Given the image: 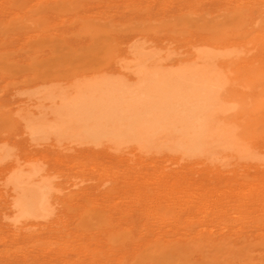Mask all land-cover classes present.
Instances as JSON below:
<instances>
[{
    "label": "rangeland",
    "instance_id": "obj_1",
    "mask_svg": "<svg viewBox=\"0 0 264 264\" xmlns=\"http://www.w3.org/2000/svg\"><path fill=\"white\" fill-rule=\"evenodd\" d=\"M234 1L237 2L238 0H0V140L6 141L2 142L6 143V149L12 154L10 156L11 160L21 159V161H23V158L31 154L33 157L39 158L42 166H44L45 169L48 168L53 173L51 174L55 175L54 181L56 184L59 183V186L57 185V189L60 190V192L58 191L59 193L56 192V194H59L60 200H55L58 204H56L57 206L55 205L56 212L53 215V219L50 224L47 225V227L31 226L27 228L28 230L26 228L24 229L26 232H22L24 230H20L19 228H13V230L5 225L6 222L9 223V220L5 218L3 213L2 216V207L0 204V264H125L126 262L122 253L125 244L124 241H126L128 235L132 234V232L134 236L138 237L137 235L139 234H137V232L143 224H149L154 227L153 224L156 223V227L154 228L164 226V229L169 231L170 225L172 227L174 225L175 227L177 226L173 229L170 227L173 232H168L166 230L167 233L165 234H168L169 238L173 240L176 238L178 241L180 240V243L176 247L174 246L175 248L172 247L171 250H178L177 252L182 253V256L186 258V263L188 264H216L213 261V257H211L214 254L212 249L205 244H196L197 239L201 241L203 239L205 240V238L208 240L209 238L219 239L220 237L222 239L231 240L234 237L232 240H238L241 237L240 239L243 240H246V238L247 240L251 239L254 241L264 240V217L248 218L246 214H243V212H245V207L241 206L242 204L239 201V197H237L236 194L235 196L230 195L231 191H229L231 189H238V187L240 188L243 185L246 186L244 182H246L247 177L249 179L246 184L257 178L262 171L256 166H251L250 168V165H244L243 163H237L236 161L235 163H237V165H235L233 161L235 160L234 158H222L224 154H215V151L222 150L221 147L219 149L216 148L217 150L215 149L214 153L210 154H212L214 158H221L218 159V161H215L219 164L221 163L222 173L217 170L214 172V170L205 167L204 164H195L197 166L192 165L194 169L191 166H183L184 169H188L186 172L182 169L183 164L181 165L163 157L156 159H139L134 154L128 152L125 153L123 157L120 155L117 157V154H115L117 152L113 150H110L112 153L108 154L109 151L104 152V150L99 152H90L81 149H69L63 146L55 147L53 145H38L37 147L30 141L26 142L29 144V146H26L24 143L25 141H22L24 140L22 139V136L24 135H20L21 133L16 131L15 128L20 115L29 112L32 107V109H35V103L42 100L37 99L35 100V103H31L32 106H30L31 98L33 97L31 94L38 88L41 89L44 87H40V85L43 84L42 81L44 79H48V85H54L58 89H62L65 88L72 77L77 74L87 71L90 68H101L106 67L107 65L111 66L113 63L116 64V61L121 58L120 55H122V53L126 50V47H128V40L136 34L142 33L141 36H145L148 40L151 39V36L153 39V36L156 35L154 40L157 41V50L159 52L163 51V53L166 54V49H168L166 46L169 45L170 51L168 50V52L171 54H168V57L170 55L177 57L179 53L177 55L176 52H180V56L186 54L182 51L186 49L185 51L187 52V50L192 46L191 44L194 42L190 44L189 42L191 40L194 41V39L197 40L202 37L207 38L209 36H212L210 37L212 40V38L215 37L214 35H218V37H220L219 33L224 34L226 32L225 34H228L232 33V31H238L239 28H241V32H247L252 29V35L255 33L254 39L257 37L255 40L262 43V46L260 47L264 50V33H262V30H264V16L262 15L264 13H261L262 15L260 14V12L264 9V0H249V2L247 0H239L241 4H243L242 6H240L241 4L239 1L236 4ZM252 1H256L254 2L255 4L251 3ZM257 1L260 7L258 5L256 6ZM238 4L239 8L236 7ZM249 7H253V11L252 8ZM244 9L246 10L245 13L242 11ZM235 11L238 12L235 13ZM239 13H241L240 15L243 17H240ZM236 15H238L237 17L239 20H236L235 22L234 19H237ZM232 18L233 20H231ZM243 19L249 20L250 22L249 25L245 26L246 28H242L243 24L241 25V20ZM257 21L259 22L258 27L260 30L259 28L258 30L256 28ZM98 22L100 25H98ZM228 22H230L231 25L227 24ZM206 25L207 27L210 25V27L207 28L209 30L207 31L208 34L205 32ZM232 26L234 29L231 28ZM215 27L218 28L216 29ZM249 28L251 29L248 30ZM158 31L161 33H158ZM155 32L157 34H155ZM261 34L262 40L260 37ZM173 36L174 38H172ZM145 37L139 38L144 40L143 38ZM170 38L174 41H170ZM175 39L178 40L175 42ZM213 40H215V38H213ZM242 42H246L245 39ZM260 47H256L257 49L254 48L248 55V60L251 61V59H253L257 63L260 62L255 64L257 65L255 68H258L259 70L263 68L262 62L264 63V51H262ZM245 49H240V47L235 48V52L237 50V52L234 53L235 56L241 55V57H244L246 55ZM239 50H241V52H239ZM259 50H261V52ZM238 52L239 54L237 55ZM163 53L160 52V56H164ZM259 57L263 60L262 62ZM238 58H240V56ZM243 61L238 65H240V68L248 69V62L246 63L245 61V64ZM237 68V70L243 71V69H240L239 66ZM241 71H239V73ZM243 72L245 73V71ZM243 72L241 73L243 74ZM226 78L228 77L226 76ZM243 78H241L240 81H242ZM263 80L264 78L261 79L260 82L256 81L258 83V90H262L260 85L263 84ZM239 82L237 83L239 86L237 88L241 91L236 88L234 89L238 90L242 94L240 95L238 91H235V93H239L240 97H244L249 101H252V99L254 100L255 97L250 98L249 96H255L253 90H257V86H255L257 83H254L255 89L252 90L253 92L250 91L254 88V86L251 88V86L248 85L247 89H251L248 93H246L248 90L243 89L242 91L241 88L247 84L242 85V82L241 84H239ZM243 83H248V81H243ZM249 93L253 94L250 95ZM34 99H32V101H34ZM260 99H263L262 96ZM23 100H25V102H23ZM235 101L237 102V100ZM27 102L29 103V106H26ZM237 103V108L240 110L241 105L239 102ZM233 105L236 106L237 104L233 103ZM235 110L236 107L233 110V112L236 113ZM262 114L259 115L255 121H253L255 123L256 121L259 122L256 125L258 126V130L260 129V126L261 129L260 132L257 130V133H261V136L259 134H255L256 131L254 130L257 129L255 128V123H250L247 117H243L246 120L244 119L242 122L248 121L247 124H250V127L247 126L248 128H245V126H242L241 131L244 128L245 130L249 129L252 132L254 131L253 137L255 136L257 140H254L256 143L252 140L253 144H250L251 146L247 143L245 146H241L239 151H242V155L247 154L255 157V159L256 157L259 159L262 157L264 158V133H262L264 132V128H262L264 127V111ZM260 116L263 119L260 118ZM20 121H22L21 118ZM242 122L239 124H244ZM252 123L253 127L251 126ZM236 128H238L237 130L241 132L239 130L240 128L238 127V123ZM251 128L255 129L252 130ZM252 141L250 142L248 140L250 143H252ZM258 141L261 142L259 143ZM0 144L2 143L0 142ZM113 153L116 157L115 155L113 156ZM238 164L241 165L239 168L242 170L238 169ZM249 169H251V171ZM164 170H166V173H163ZM182 170L184 172H182ZM241 171H243L242 174ZM253 172H255L256 175ZM164 174H167V177ZM184 174L189 178L185 179L186 176ZM144 175H146V178H143ZM159 176H164L166 179L164 177L159 178ZM177 176L180 178L175 179L174 177ZM253 176H255V178H252ZM190 177L193 179L191 178V180ZM212 177L216 179L214 180ZM241 181L244 182L241 184ZM208 185L210 186L208 187ZM211 187H213V191ZM150 188L153 189V193L150 194V196L148 195L146 197L142 195L143 197H140L143 189L151 190ZM174 188L182 191L184 189H190L191 191H195L197 188L201 189L198 191L200 192L198 195L201 197L197 195V198L199 199L196 197L194 198L195 200H199L200 204H202L201 209H198V211L196 209L197 212L195 209H191V214H181L180 216V213H178L179 209L173 204V201L169 200L171 201L170 205L169 201L165 202L167 198L164 199L163 197L162 199L165 200V204L164 202L159 204L157 198H155V196H157L156 193L159 191L161 192L164 189L168 192ZM216 188L218 189L216 190ZM216 191L221 193L218 194ZM211 192L217 193L214 194V198L213 193ZM222 192L225 194L227 193V196L229 194L231 198L229 199V196L226 197V195L223 196L224 193ZM207 193L208 195H206ZM202 195L204 197H202ZM216 195L223 196L222 198L225 200H222L221 197H217ZM152 197L153 199L155 198L154 200L152 199L154 202L150 200ZM138 199L141 200V202ZM231 200H233L232 203ZM224 201L226 202L224 203ZM227 201L229 203H227ZM183 202H185L184 199L180 200V203L184 204L183 206H188V203ZM202 202L205 205L209 204L207 206L210 207H205ZM157 203L160 207H156ZM168 205L173 206L174 208L169 207ZM222 205L227 209L226 211L224 209L223 212L225 217L222 213H218V215L217 213L215 214L216 209L218 210V208H223ZM155 207L157 209L156 211ZM204 207L206 210H204ZM143 208L145 209V212L143 211ZM172 208L174 210H172ZM160 210H163L164 212H161ZM175 212L179 215L177 216ZM194 212H196V215H194ZM212 212L214 213L213 215ZM172 214L173 217L171 216ZM228 214H230V217ZM155 216H160V220H162L160 224L156 222L158 217L156 219ZM168 216L169 218H167ZM194 217L198 219L197 222L199 221V224L196 222ZM202 217H206V222H204L205 220ZM3 218L5 223L4 220L1 221ZM162 218L165 220L163 221ZM218 218H220V220H218ZM182 219L185 221L187 219L186 222H182L184 227L180 224V222L183 221ZM178 220L181 221L179 222ZM242 220L244 221V224H242ZM248 221L250 222L249 225ZM134 223L136 225H134ZM202 223L205 224V226L202 225ZM213 223H215V225ZM166 224L168 228L166 227ZM196 226L198 227L196 228ZM220 226H222V228H220ZM238 226L239 228H237ZM112 227L114 230H111ZM131 227L133 228L131 229ZM137 227L139 228L137 229ZM203 227L204 229L205 227H208L209 231L206 233ZM231 227L233 230L236 227L234 232L236 231L237 233H233V230L229 229ZM198 228H201V230ZM212 228L213 232L210 231ZM196 229L199 230L197 233ZM208 229L206 228V230ZM214 229H216L215 231L219 233L215 232ZM17 230H20V232H17ZM238 230H240V232ZM109 232H111V234H109ZM144 232L146 234L145 237H149L150 239H156V235H158L155 233L158 232V230L153 231L154 234L152 235H150V233L148 235L147 231ZM256 232L258 234L262 232V235H257ZM212 233L216 234L213 235ZM75 234L79 236L78 239ZM173 234L176 235V237ZM218 234L220 236H218ZM237 234H240L241 236L239 235V237ZM210 235H213V238ZM256 235L258 237H256ZM252 236L253 238H250ZM82 237H85L84 239L87 238V242L84 239H81ZM157 238L165 239L168 238V236L165 237L164 235L163 237V235H159ZM80 239L81 242H79ZM83 240L85 242H83ZM109 241L112 245L110 247ZM118 244L119 247H117ZM94 251H96V254ZM108 253L113 255L111 256L113 261L112 258H107V256H110ZM116 254L119 256L121 255L123 258L117 255L120 258L119 260ZM101 257L105 258L100 259ZM98 261L101 263H98Z\"/></svg>",
    "mask_w": 264,
    "mask_h": 264
},
{
    "label": "bare ground",
    "instance_id": "obj_2",
    "mask_svg": "<svg viewBox=\"0 0 264 264\" xmlns=\"http://www.w3.org/2000/svg\"><path fill=\"white\" fill-rule=\"evenodd\" d=\"M247 1L249 2V0ZM237 2H235V4ZM254 2L256 1H252L251 3H254ZM242 5L243 4H241L240 6ZM257 5H258V1H257L256 6ZM236 7L239 8V4L238 6L236 5ZM249 8H252V11H253V7H249ZM242 11L245 13L246 10L244 9ZM263 11L264 9L260 12V14L264 13ZM236 12L238 11H235V13ZM240 14L241 13H239V15ZM237 16L238 15H236V17ZM241 16L242 15H240V17ZM262 16H264V14ZM231 20H233V18ZM234 20L236 22V20H239V19L237 17V19L235 18ZM258 21L256 25L257 30L259 28ZM227 24H230V22H228ZM249 24H250L249 20H245V19L241 20V25L243 26L242 28H246L245 26ZM98 25H100L99 22H98ZM207 25L205 29L206 33L207 31H209L207 28L210 27V25L209 27H207ZM214 26H217V25H214ZM231 28H233V26ZM250 29L251 28H249L248 30ZM240 30L241 28H239V30L236 32L232 31V33H228V34H225L226 32L224 34H220L218 32L220 37H218V35L217 36L214 35L215 37L213 38H215V40H213V38L212 40L210 39V37L212 36H209L207 38L202 37L201 39H197V40L194 39V41L191 40L189 42L190 44L194 42L193 44H191L192 46L190 45L191 47L187 50V52L185 51L186 49L182 51L184 52V54L186 53L185 55L180 56L181 53L176 52V54L178 55L179 53V55L178 56L176 55L177 57L170 55L171 58L170 56L168 57V54H171L168 52L169 45L166 46L168 48L166 49L167 55L164 54L163 51H160L166 57L162 55L160 56V52L157 50L158 47H156L157 41L154 40L156 35L153 36V39L151 36V39L148 40L146 39L145 36H141L142 33L136 34L135 36L132 34L133 36L127 42L128 47H126V50L124 49L125 51L124 53H122L123 56L120 55L121 58L116 61V64L113 63L114 65L111 64V66L107 65L106 67H101V68H96V67L90 68L87 71L77 74L73 76L72 79L68 82V85L62 89H58L54 85H48L47 84L49 83L48 79H44L42 81L43 84L42 83H41L42 85L39 84L40 87L42 86L44 87L41 89L38 88L36 91H33V93L31 94V96L33 97L31 98L30 106H32L31 103L34 104L35 100L37 99H42L40 100L41 102L36 101L37 103H35V109H32L33 107L32 108L30 107L31 109L29 112H27L26 114H21L20 117L18 116L19 120H17V123H16V127H15L16 131L21 133L20 135L22 134L24 135L22 136V139H24L22 141L23 142L25 141L24 143L26 144V146L27 145L29 146V144H27L26 142L30 141V142H33V144L36 145L37 147L38 145H53L55 147L63 146L69 149L71 148L81 149V150H86L90 152H97V151L99 152L101 150H104V152L109 151L108 154L112 153L110 150H113L117 152V153L114 152L115 154H117V157L118 155L123 157L125 153L127 152L134 154L139 159L140 158L141 159H150V158L156 159V158L163 157L167 160L175 161L176 163H179L181 165L183 164L182 169L185 171L188 169L186 168L184 169L183 166H191L193 168L192 165L197 166L198 164H204L205 167H207L208 169L214 170V172L215 170L221 171V165H220L221 163L220 164L217 163L218 159H221V158H218V159L214 158L213 155L210 154V153H214V150L216 148L219 149L221 147L222 150L215 151V154L217 153H219V155L224 154L225 157L223 155L222 158H227V157H230L232 159L234 158L235 160L233 161L235 165H237V163H243L244 165H250V168L251 166L252 167L256 166L262 171L261 174L259 171L260 175L257 178L253 176L252 178H255V179H253L251 182L249 181L248 184H246L247 180L249 179L248 177L246 179V182L241 181V184L242 182H244L246 186L243 185L240 188L238 187V189L230 188L231 190L229 191H231L230 195L235 196L236 194V196L239 197L240 200L239 199L238 200L242 204L241 206L245 207L244 209L245 212H243V214H246L248 218L249 217H252V218L264 217V158L262 157L261 159H259L258 157H256L255 159V157H252L247 154L242 155L241 154L242 151L241 152L239 151V149H241L240 148L241 146H245L246 143L248 145L253 144V141L257 140L255 136L253 137L254 131H256L255 134H259L261 136V133H257L258 126L256 124L259 122L256 121L255 123L253 121H255L259 117V115H261L264 111V91H262L264 90L263 89L264 80L262 81L263 86L260 85L262 82L259 84L261 86L260 88H262V90L260 89L261 91L258 90L259 89L257 86L258 83L256 82V81L260 82L261 79L264 78V69H263L264 63L262 62L264 59L261 60V58L259 57L260 61L263 64L262 65L263 68L261 67L263 70L262 69L259 70L258 68H255L257 67V65H255L257 62L251 59L252 57L250 58L251 61L248 60L249 58L248 55H249V52L252 51L254 48L257 49L256 47L262 46V43L260 41L255 40L257 39V37L254 39L255 33H253L254 35H252L251 33L252 29L247 32H241ZM262 31H263L262 33H264V30ZM156 32L155 34H157ZM159 32L160 31H158V33ZM139 37H145L143 39L144 40L146 39L147 41L146 40L144 41L140 39ZM260 37L262 40V34ZM172 38H174V36ZM175 38H178V37H175ZM244 39L246 42H242L244 41ZM172 40L170 38V41ZM177 40L175 39V42ZM237 47H240V49L246 48L245 49L246 55L244 57H241V55H239L240 58H238L239 56H235L234 53H236L237 50L235 52L234 49ZM260 49L264 51L263 48L260 47ZM261 50L259 51L261 52ZM239 52H241V50H239ZM239 52L237 53V55L239 54ZM257 55L260 56L259 54ZM241 60L242 61L244 60L243 63H245V61L246 63L248 62L247 63L248 69L240 68V65L238 64L242 62ZM237 65L239 66L240 69H243L245 73L241 70H237L238 69ZM239 71L243 72V74L241 72L239 73ZM226 76L228 78H226ZM241 78H243L244 80L242 79V81H240ZM243 81H248V83H243ZM238 82L239 84H241L242 82V85L247 84L246 86H243L244 88L243 87L241 88L242 91L243 89L248 90L246 91V93H248L249 90L254 86V83L255 84L257 83L255 85L257 86L256 88L257 90L256 91L253 90L255 89V86H254V88H252L250 91V92L254 91L255 96L252 95L253 93L251 94L249 93L250 95H252V96H249L250 98L255 97L254 100L252 99V101H249L248 99L239 96V93H240L239 91L241 90L237 88L239 87L237 84ZM248 85L251 86L250 89L249 88L247 89ZM234 88L238 89L239 91ZM235 91L236 92L238 91L239 93L236 94ZM241 94L242 93H240V95ZM261 96L263 99H260ZM32 99H34V101H32ZM235 100H237V102L240 103L241 105L240 110L237 108L238 103ZM23 102H25V100H23ZM233 103L237 105L234 106ZM26 106H29L28 102ZM235 107H236V110H235L236 113L233 112ZM243 117H247L250 123L251 122L255 123L256 125L255 128L257 129L254 130L253 132L249 129L245 130V128L250 127L249 126L250 124H247L248 121L242 122L245 119ZM20 118L22 121H20ZM260 118L262 117L260 116ZM241 122L244 124L240 125L239 123ZM237 123H238V127L240 128L239 129L240 131L242 129V126L243 127L245 126V128L241 132H239L237 130L238 128H236ZM253 123L251 124V126L253 125ZM255 128H251V129L253 130ZM260 129H261V126H260ZM260 129L258 130L259 132H260ZM248 140L250 142L252 140L253 141L252 143H250L248 142ZM2 141L6 142L4 140ZM2 141L0 140V142L2 143L0 144V198H1L0 204L2 207L1 214L2 213L4 214L5 218L9 220V223L7 222L5 223L4 218L1 219V221L4 220L5 225L10 229L19 228L20 230L22 229L24 230L25 228L27 229L28 227H31V226L32 227L33 226H37V227L46 226L47 227V225H49L50 222L52 221L53 215L56 212L55 207L57 206L56 204H58V202H56L57 201L56 199L60 198L58 194L60 190L57 189V185L59 186V183L56 184L54 181L55 175H52L53 173L48 168L45 169L44 166H42L40 159L33 157L32 154L23 158V161H21V159L11 160L10 156L12 154L10 153L9 150L6 149L7 148L6 143H3ZM254 142L256 143V141ZM114 153H113V156L115 155ZM235 161L237 163H235ZM239 166L241 165L238 164V169L242 170L239 168ZM183 170L182 172H184ZM249 170L251 171V169ZM165 171L166 170H164L163 173ZM242 172L243 171H241V174ZM253 173L256 175L255 172ZM165 176L167 177V174ZM179 176L174 177V178L179 179L181 177ZM160 177L162 178L164 176H159V178ZM143 178H146V175H144ZM188 178L189 177L186 176L185 179H188ZM191 178L192 177H190V179ZM212 179L214 178L212 177ZM164 181H167V180H164ZM222 184H223V181H222ZM75 185H78V184H75ZM209 186L210 185H208V187ZM213 187H216V186H213ZM213 187H211L212 191H213ZM217 189L218 188H216V190ZM152 190L153 189L151 190L143 189L141 191L140 197L142 195L146 197L148 195L150 196V194L153 193ZM199 190L201 189L197 188L195 191H191L190 189H184L182 191V190H178L174 188L171 191L167 192L164 189L161 192L160 191L157 192L156 193L157 196H155V198H157V201L159 202V204L165 201L162 199L163 197L164 199L167 198L165 202L169 200L173 201V204L178 207L179 209L178 213H180V216H181V214H187V213L192 212L191 209H195V211L196 209L197 211L198 209L199 210L201 209L202 204H200V201L197 200L199 199L197 198L198 196L201 197L200 195H198L200 194V192H198ZM56 192L58 193L56 194ZM211 193H213V198H214V194H217L218 192L217 193L211 192ZM203 195L202 197H204ZM206 195H208V193ZM225 195L226 197L229 196V199L231 198L229 194L227 196V193L226 194L224 193L223 196ZM216 196L218 197L219 195H216ZM223 196H219V197L222 198ZM195 197L197 198L196 200L194 199ZM152 199L153 197L150 198V200L154 202L153 201L154 199L153 200ZM183 199L186 203H188V206H183L184 204H181L182 202L180 203V200H183ZM222 200H225V199L222 198ZM139 201L141 202V200ZM171 201H169V204L171 203ZM232 201L233 200H231V203ZM225 202L226 201H224V203ZM227 203L229 202L227 201ZM159 204L157 203V206L156 205L155 206L158 207ZM207 205L209 204H206L205 207ZM223 205H222L223 208H218V210L216 209L215 214L216 213L217 215L218 213L223 214L224 209L225 211L227 210L226 208H224L225 205L224 206ZM156 207H155V211L157 210ZM169 207H173V206H169ZM205 207H204V210H206ZM208 207L210 206H207V208ZM173 208L172 210H174ZM143 211L145 212V209ZM196 212H194V215H196L195 214ZM178 213L175 212L177 216L179 215ZM166 214L169 215L168 213ZM213 214L214 213L212 212V215ZM228 215L230 217V214ZM171 216L173 217V214ZM155 217L157 219L158 216H155ZM195 217L194 219L197 222L198 219H196ZM167 218H169V216ZM202 218H204L205 220L206 217H202ZM162 219L163 221L165 220L164 218ZM157 220L156 222H158L159 224L162 222V220H160V216L158 217ZM182 220L183 221L180 220L181 222L178 220L180 224H182V222L185 221L184 219ZM218 220H220V218H218ZM249 221H248V225L250 223ZM204 222H206V220ZM197 223L199 224V221ZM155 224H153L154 227H156ZM213 224L215 225V223ZM242 224H244V221ZM134 225L136 224L134 223ZM144 225L145 224H143L142 226L144 228L137 227V229L138 228L140 229L139 231L137 230L139 232V233L137 232V234H139L137 235L138 237L134 236L132 232V234L128 235L126 241H124L125 244H124V249L122 253L124 255L123 256L124 260L126 262L125 264H188L186 263L187 262L186 258L182 256V253L177 252L178 250L177 251L171 250L172 247L174 246L176 247L180 243L179 242L180 240L178 241L177 238L174 240L169 238V235L165 234L167 233L166 232L167 229L165 230L164 229L165 227L163 225H162L163 227H158V228H154L152 227V225L150 226L149 224H146L145 226ZM183 225L184 224H182V226ZM202 225L205 226V224L203 223ZM166 227L168 228L167 224H166ZM170 227L173 229V228H176L177 226L175 227L174 225L172 227L170 225ZM170 227H169L170 231L173 232ZM197 227L198 226H196V228ZM208 227H205V229L203 227L206 233L207 231H209ZM250 227H251V224H250ZM132 228L133 227H131V229ZM186 228H185V231H186ZM206 228L208 230H206ZM220 228H222V226H220ZM237 228H239V226ZM112 229L113 227L111 228V230ZM198 229L201 230V228H198ZM198 229H196L197 230L196 233L199 231ZM229 229L233 230L232 227ZM20 230L19 231L17 230V232H20ZM156 230H158V232H155L156 234H158L156 235L157 237L159 235L160 236L163 235L164 237L165 235V237L168 236V238L160 239L156 237V239L154 238L150 239L149 237L148 238L145 237L146 234L144 231H147L148 233L147 232L146 233L148 235L149 233L150 235H152L154 234L153 231H156ZM212 230L213 228L210 231L213 232ZM215 230L216 229H214V231ZM234 230H233V233H237L236 231L234 232ZM167 231L170 232L169 230ZM238 231L240 232V230ZM17 232H16V236H17ZM22 232H26V231L24 230ZM111 232H109V234H111ZM228 232H232V231H228ZM177 234L179 235L178 232ZM215 234L216 233H214L213 235ZM213 235L212 236L210 235V236L213 238ZM237 235L239 236L240 234H237ZM257 235H262V232L260 234L257 233ZM257 235L256 237H258ZM77 236L78 235H76V238L78 239L79 236L78 237ZM174 236L176 237V235ZM218 236L220 235L218 234ZM84 238L82 237L81 239H84ZM240 238L238 240H232V239L226 240L220 237L219 239L209 238L210 240L209 239L207 240L205 238V240L203 239L201 241L197 239L198 241L196 240L197 242L196 244L198 245L205 244L208 247H210L212 251L214 252L213 256L211 257H213V261L216 264H264V240L254 241L251 239L247 240V238L246 240H243ZM250 238H253V236ZM81 239L79 242H81ZM86 239L84 240L86 241ZM84 240L83 242H85ZM110 243L111 242L109 241V247L112 246ZM78 244H81V243H78ZM117 247H119V244ZM94 253L96 254V251H94ZM118 254H116V256ZM109 255L110 256H107V258L109 259L112 258L111 256L113 255L111 254ZM118 256L117 258L121 257V255L119 257ZM105 257L103 258L101 257L100 259H104ZM112 261H113V258H112ZM98 263H101V262L98 261Z\"/></svg>",
    "mask_w": 264,
    "mask_h": 264
}]
</instances>
